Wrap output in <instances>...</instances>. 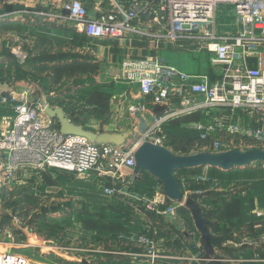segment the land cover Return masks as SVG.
I'll list each match as a JSON object with an SVG mask.
<instances>
[{
  "label": "crops",
  "instance_id": "crops-1",
  "mask_svg": "<svg viewBox=\"0 0 264 264\" xmlns=\"http://www.w3.org/2000/svg\"><path fill=\"white\" fill-rule=\"evenodd\" d=\"M61 1L0 0V116L11 114L14 104V101L10 99L2 102L1 97L3 96L9 98L10 95H13L16 99L21 98L25 94L27 96H36L40 93H48L51 105L62 107L66 116L73 123L82 125L85 129L94 132H127L129 134V141H132L137 139L135 135H137L140 129V122L144 123L143 120H147L155 114L180 107V99L174 97L170 101H167V103L158 104L154 103L150 97L141 98L136 84H130L122 78L121 63L125 58L139 59L159 55L164 57L169 65L183 72L205 73L211 79H215L216 77V70L211 67L209 58L207 60L205 52L197 51L193 45L185 41L175 43L167 41L161 36L159 37V32L167 31L166 13L164 19L165 28H160L145 18V16L142 17L138 26L141 30H146L148 34L132 32L124 37H92L79 30L73 22L59 21L54 16L59 14L58 5ZM82 1L89 14L95 15L99 13L96 9L97 7L100 8L101 12L106 13L111 11L116 5L128 9L133 2H145L149 0ZM14 46L20 47L26 54L24 62H19L10 51L11 47ZM252 63L256 64L254 61ZM78 78H89L93 79V81L82 83L75 87L71 86L72 80ZM63 80H71V82H63ZM67 84L69 86H66ZM55 85L65 87L66 89L56 92L55 90L51 91ZM70 86L72 88L67 89ZM124 92L128 98V102L138 101L144 106V112L141 116H131L127 112L126 105L119 108L117 101L111 99L112 95ZM54 95L58 97V103L52 101L54 100ZM173 118L183 121L182 126L198 131L200 133L199 137L202 135L204 129H197V127L202 123H206V126L201 125L203 127L213 126V131L207 136L214 139H222L223 133L238 136L242 135L241 131L244 134L247 133V130L252 131L255 128H261L264 131V122L262 120L240 111H237L233 115L229 110L201 108ZM229 124L239 125L240 131L236 133L229 132L226 129ZM236 138L239 139V137ZM199 139L202 140L201 137ZM166 149L169 150L168 148ZM170 152L174 154V152ZM180 156L185 155L180 154ZM211 168L213 167L179 168L173 172V175L177 178L179 174L186 175L185 172H189L192 169L206 171L211 170ZM242 168H247V175L253 176L251 182L244 187L248 195L246 209L249 210V213L244 212L241 216L235 218L237 213L235 206L239 208V205L238 198H232V195L235 196L234 192H239L234 191V189L229 190L227 192L228 196H224L223 198H221L222 194L218 197L217 194L216 196L213 193L212 203L208 206L215 207L217 203H220L225 209L227 208L226 215L228 219L226 222L228 224L232 220L249 224L248 232L244 233L247 236L246 239L248 241L253 240L255 244L259 243V247L250 250L249 244H244L246 246L241 249L235 248L236 244L233 242L237 240L234 238V235H236L235 231L245 225L239 226L240 224H236L235 228L239 226L238 229L233 230L231 227L230 229H222L211 233V239H218L217 244L219 243L220 248L215 246L214 243H210L207 246H204V243H202V246L198 248L196 246H189L188 244L184 246L183 243H187L186 241L180 240L178 237L174 238L177 239L176 243H179L181 248L185 247L183 249L180 248L179 255L181 254L184 257L197 255L202 262L195 263L192 260H186V258L177 260V258L168 257L172 255L173 249H175L169 242V239L173 240L171 238V230L169 229L164 234L163 238L167 242L164 249H162L164 254L167 255H163L164 258L162 259H157L156 264H171L170 262L176 264V261H180L177 264H264V245L260 244L264 237V161H253L249 165L239 167L238 169ZM217 169L222 171L221 173L227 172L228 174L235 171L232 169ZM28 172L30 171L26 172L22 170L17 172L15 180L23 181L29 178L27 176ZM145 177L153 179L150 192H147L150 193L149 196L152 199L161 201L165 205L169 197L163 190L162 181L154 177L147 170L139 169L137 180H142ZM155 180H157L159 186L156 185L158 183ZM84 181L86 183L76 178L71 180V218H74L79 212L84 211L83 213H88L91 210L94 213L101 212L118 204L114 196L110 197L104 194L96 181L85 179ZM212 187L218 188V184H214ZM187 190L190 189L186 187V184L181 183L180 191L187 192ZM207 195V192H202L198 197L204 200ZM198 202L200 203V200ZM81 207H83V211ZM132 209L136 212L135 218L139 221H145L148 223L149 228H153L151 230V238L156 242L160 236L156 234L155 219L146 213L139 212L140 207L138 203L133 204ZM140 210L147 211V213L154 211ZM39 219L37 220L39 221ZM72 220V222H75V225H72L74 228H71V255L64 250L65 253L63 251H60V253L67 255L69 258L71 257V264H82L78 260L77 255L80 252L74 248V243L79 239H74V237L79 234V227L77 225H81V223L76 224V221L79 220L82 223L84 221L80 219ZM226 222L222 221L221 225H225ZM22 224L20 226L17 223L15 224L9 209L0 203V227L6 225L15 227L14 234L18 237L17 241L28 245V247H24L26 248L25 253H28L26 251H30V249L37 250L38 252H41V250L45 251L43 250L45 247L41 244L47 243V239L43 237L41 239L38 234L32 232L31 226L26 223ZM250 224H252L251 227ZM84 234L85 240L83 242L86 244L85 248L87 249L84 250L85 252H98L101 253V257L107 256L105 260L104 258L99 259L100 264H139L137 260L133 261L132 257L129 259L127 257L129 255L123 253H129L130 251L133 254L139 251L133 248H125V250L118 253L119 248L98 245L94 249H91V235L88 232ZM199 235L202 238L203 233L200 232ZM251 236H253V239ZM92 239L93 242H96L94 244H97V239L101 240L102 237L99 236L97 238L92 234ZM101 241L103 242L104 240L102 239ZM10 248L12 247L5 242L4 236L0 235V250H8ZM21 249L23 248H19L18 251ZM53 249L55 251L51 250V255H49V257L51 256V260L50 258L47 260L44 258L45 256H41L42 258H39L38 261L41 264H55L54 258L66 259V256H61L56 252L57 249L60 250L59 248L55 246ZM176 251L178 250L176 249L174 254L177 253ZM227 253H230L229 255L234 254L235 257L228 256L226 255ZM146 262L144 261L143 263L146 264Z\"/></svg>",
  "mask_w": 264,
  "mask_h": 264
},
{
  "label": "built area",
  "instance_id": "built-area-1",
  "mask_svg": "<svg viewBox=\"0 0 264 264\" xmlns=\"http://www.w3.org/2000/svg\"><path fill=\"white\" fill-rule=\"evenodd\" d=\"M219 5L232 11V29L219 27ZM96 9L99 13L90 15L82 0H62L59 14L54 16L59 21L73 22L88 36L124 37L132 32L148 34L138 26L144 16L165 28L166 13L167 31L159 32V37L175 43L185 41L197 51L205 52L216 77L183 72L159 55L125 58L121 63L122 78L136 84L141 98L150 97L154 103L163 104L176 97L180 99V107L140 122L135 143L124 146L96 144L83 136L62 133L56 119L45 111L51 105L46 93L25 94L16 99L13 95L1 97L2 102L10 99L14 104L11 114L0 116V203L5 189L22 170L74 174L96 181L107 196H129L141 201L139 195L127 191L139 176L134 154L146 141L162 146L163 126L168 119L201 108H217L229 110L233 115L245 112L264 122V0H149L133 2L128 9L116 5L106 13ZM10 51L19 62L25 61L26 54L20 47H11ZM111 99L117 101L119 108L126 105L131 116L138 117L144 112L140 102H128L125 92L112 95ZM197 128L204 129V137L214 129L211 125ZM226 129L236 133L240 126L229 124ZM250 133L257 140L264 139L261 128ZM218 144L215 140L214 148ZM155 203V199L147 200V209L155 210ZM0 235L12 247L0 250V264H31L27 253L18 251L28 245L17 244L8 225L0 227ZM138 242L149 249L154 264L155 241L145 235L138 236ZM48 244L41 245L52 248ZM47 255H51L50 250ZM38 260L34 259L41 264Z\"/></svg>",
  "mask_w": 264,
  "mask_h": 264
},
{
  "label": "rangeland",
  "instance_id": "rangeland-1",
  "mask_svg": "<svg viewBox=\"0 0 264 264\" xmlns=\"http://www.w3.org/2000/svg\"><path fill=\"white\" fill-rule=\"evenodd\" d=\"M233 17L234 16L232 14V11L228 6L219 5L217 10V21L221 29H232L234 27ZM206 57L208 60L209 55L206 54ZM72 81L73 83H71V86L75 87L82 83H89L90 81H93V79L78 78ZM63 82H71V80H63ZM66 86H69V84H67ZM71 86L67 89H71ZM52 89L53 90L51 91L55 90L56 92L65 90L66 88L55 85V87ZM53 99L54 100L52 101L58 103V97L56 95L53 96ZM201 125L206 126V123H202ZM246 132H248V134H243V131H241L242 135L238 136L223 133L222 139H214L212 137L208 138V136L204 137L200 135L202 140H200V137L198 136L197 140L190 143L191 145H189L186 154L175 152L173 147L164 144V141L162 143V146L174 152L175 155L182 154L188 156L196 155L200 152H206L212 155L228 154L231 156L232 160H235L236 162L246 161L250 159L256 160V158L260 157V155H264V139L257 140L256 138H254L250 133L251 130H247ZM236 137H239V139ZM209 139L210 141L208 142ZM215 140L219 143L218 148H214L213 146ZM134 143L135 140L129 141L130 145ZM238 168L239 167L232 168V170L235 171L230 174H228L227 172L221 173L219 171L212 170H194L185 172L186 175L179 174L176 178L177 182L179 184H186V187L190 190H187V192L180 191L181 193L178 199L173 200L169 198L165 205H163L161 201H157V203H155L154 211L150 213H147V211H145L146 214L155 219L156 234H159L158 236H160V238H158L155 242V264L157 263V259H162L164 258L163 255H167L164 254L162 249H164V246L167 242V240L163 238L164 234L167 233L169 229L171 230V238L173 239H169V242L173 247H175V249H173L172 255H169L168 257L177 258V260L186 258V260H192L196 263L202 262V260H200V257H198L197 255H189L187 257H184L181 254L179 255V250L185 247L181 248V245L179 243H176L177 239L174 238L178 237L180 240L186 241L187 243H183L184 246L188 244L189 246H196L198 248L202 246V243H204V246H207L210 243H214L215 246H218L220 248L219 243L217 244L218 239H211L212 232L215 233L218 230L228 228L230 229L231 227L233 228V230H235L238 229L242 224H245V222H235L232 219V221H230V223L228 224L226 222L228 216L225 213H218L219 215L208 213L209 211L213 212L214 207L212 209H209L208 200H202L200 199V197H198L202 192H207V194L209 192H212L215 195L217 194L218 197L220 194H222L221 198H223L224 196H228L227 192L229 190L234 189V191L239 192H234L235 196L232 195V198H238L239 205V208L235 206V211H237L235 218L241 216L244 212L249 213V210L246 209L248 195L244 190V187L251 182L253 176L247 175V168ZM27 176L29 178L24 179L23 181L15 180L12 185L8 186L5 189V194L3 196L1 204L5 205L9 209L13 220L15 221V224L17 223V225L20 226L22 223H26L27 225L31 226V230L33 233L38 234L41 239H47L46 241L50 245L52 244L51 249H48L47 246L45 247L43 245L45 247L43 249L45 250L44 252H38L37 250L33 249H30V251H26L29 253H27V255L32 259L31 264H37L38 262H35L34 259H39L42 258L41 256H46L49 250L55 251V249H53V246H56L60 249H57L56 252H58L61 256H66V259H60L61 261L55 262V264H71V257L69 258L67 257V255H63L62 253H60V251L62 252L64 250L71 255V228H74V226L72 225H75V222H72V219H80L84 221L83 223L79 220L76 221V224L81 223V225H77V227H79V234L77 235L78 237H74V239H79L76 240V243H74V248L81 253L77 255L78 260L82 262V264H100L99 259L104 258L105 260L107 257L105 255L101 257V253L98 252L87 253L84 251L87 250L85 248L86 244L83 242L85 240L84 233L87 232L89 233V235H91V249H94L96 245L106 247L112 246L119 248L118 253H120L121 251L125 250V248H133L139 252H135L133 254L130 253V251L129 253H123L128 254L129 256H126L129 259L132 257L133 261L137 260L139 264H144V261H147L146 264H151V254L149 252V249L144 244L138 242V236L146 235L147 237H151V230L153 228L150 227V229L148 223H146L145 221L143 222V220L141 219V221H139L137 218H135L134 216L136 212L134 210H115V214L113 217L111 216L110 209H107L103 210L104 213L101 218L97 217L94 211L91 210L86 215L84 213V215L77 214L74 218H71V180H73V178H76L85 182L84 179L78 177L77 175L67 174L64 172L48 173L30 171L27 173ZM155 181L156 183H158L157 180ZM137 184L138 183L136 182L130 184V186L127 188V191L135 193L136 196L140 195L142 200L137 201L135 198H129V196L127 198L130 201L133 200V202L138 203V206L142 208V210H149L146 206L147 200L152 199L149 196L150 193H147L146 191L141 194V190L137 193ZM214 184H218V188H213L212 186ZM156 185L159 186V183ZM194 186L198 187L195 189ZM203 186L211 188L202 189L201 187ZM198 200H200V203L198 202ZM82 208L83 207H81V210ZM215 208L220 209V212H222L225 207L220 205V203H217V205H215ZM226 210L228 209L226 208ZM138 211L142 212L140 209ZM108 217H111L110 220L112 221H109L107 219ZM37 219H39V221ZM95 219L101 221V227L99 224H96L98 227L96 229L98 230V232H101L100 235L104 240L102 242V239H97V244H94L96 242H93L92 239V234L96 235V232L94 231V229H91L92 227H94L92 226V223ZM102 221H104L105 224H103L104 222L102 223ZM222 221L226 222L225 225H221ZM236 224H240L238 228H235ZM251 225L252 224H250V227ZM9 227L12 229L14 234L15 227ZM248 229L249 224L246 223L243 227H241V229L235 231L236 235H234V238L237 239L233 241L236 244L235 248L241 249L246 246L244 244H249L250 250L259 247V243L255 244L253 240L248 241L246 239L247 236L244 233H247ZM202 231H205L207 233V238H201L199 233ZM15 235L16 234H14L15 242L17 244L23 243L21 241H17L18 237H16ZM251 238L253 239V236H251ZM260 244L264 245V242L262 241V243ZM25 249L26 248L21 249L20 252L25 253ZM176 249L178 250L176 251L177 255L174 254V251ZM230 253H227L226 255L235 257L234 254L229 255ZM179 262L180 261H176V264ZM170 263L175 264L174 262Z\"/></svg>",
  "mask_w": 264,
  "mask_h": 264
},
{
  "label": "water",
  "instance_id": "water-1",
  "mask_svg": "<svg viewBox=\"0 0 264 264\" xmlns=\"http://www.w3.org/2000/svg\"><path fill=\"white\" fill-rule=\"evenodd\" d=\"M46 113L53 119H56L59 129L64 134L79 135L87 138L96 144H112L115 146H124L129 141L127 132H94L85 129L82 125L73 123L65 114L60 106L48 105L45 109ZM135 171L145 169L154 177L163 183V190L167 196L173 200L180 197V184L177 182L173 172L179 168H193L198 166H211L221 168L223 170L232 169L234 167H244L253 161H264V155L246 161L232 160L228 154H209L200 152L196 155L180 156L174 155L161 145L151 142H143L134 154ZM202 238L208 235L202 231Z\"/></svg>",
  "mask_w": 264,
  "mask_h": 264
},
{
  "label": "trees",
  "instance_id": "trees-1",
  "mask_svg": "<svg viewBox=\"0 0 264 264\" xmlns=\"http://www.w3.org/2000/svg\"><path fill=\"white\" fill-rule=\"evenodd\" d=\"M182 123H184V122L180 121L179 119H176V118L168 119L165 122L164 126H163V131H164L163 132V141H164V144H167L168 146L173 147L175 152L186 154L187 149L189 148V145H191L190 143H192L193 141L197 140V137L199 136L198 135L199 132L196 131V130H192V129H189L187 127L182 126ZM194 170H196V169H192L191 171H194ZM197 170H199V169H197ZM211 170L212 171H219L216 167L211 168ZM219 172H222V171H219ZM152 180L153 179H151L150 177H145L142 180H137L136 179L134 181V182L138 183L137 184L138 190H136V192L138 193L139 190H141V194H142V192H146V191L150 192V189H151L150 186L152 184ZM197 187L198 186H194L195 189ZM201 188L202 189H206L207 187L203 186ZM114 198L118 201V204L116 206H112V208H110V213H111V216H113V217H114V214H115L114 213L115 210L120 211V210L123 209V210L126 211V209L127 210L132 209L133 208V204H135L133 202V200L130 201L127 197H124V196L116 195V196H114ZM129 198H131V197H129ZM212 198H213V193L212 192L208 193V195L205 196V199L208 200V204L212 203ZM213 207H209V209H212ZM140 209H142V208H140ZM142 212H144V211H142ZM103 213H104L103 211L96 212L95 215H97V217L101 218ZM208 213L213 214V215L218 214V213L219 214H223V213L226 214V209L224 208L223 211L220 212V209L214 207L213 208V212L209 211ZM78 214H81V215L85 214L86 215L87 213L83 214V212H79ZM107 219L109 221H112V220H110L111 217H108ZM100 222L101 221H99L97 219L93 220L92 226H94V227L91 228V229H94V231L96 232L95 233L96 234L95 237H97V238L99 236H101L100 235L101 232H98V230L96 229V228H98L96 224L100 225ZM103 222L104 221H102V223ZM103 224H105V222ZM100 227H101V225H100ZM107 228H108V226H107ZM50 257H49V255H46L44 258L49 260L48 258H50ZM50 260H51V258H50ZM53 261L54 262H58V261H61V260L58 259V257H57V258H54Z\"/></svg>",
  "mask_w": 264,
  "mask_h": 264
}]
</instances>
